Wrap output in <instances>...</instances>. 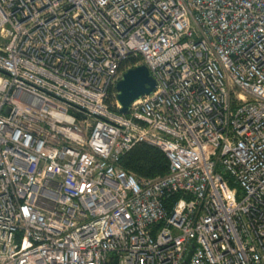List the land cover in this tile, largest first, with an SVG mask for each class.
I'll list each match as a JSON object with an SVG mask.
<instances>
[{"label": "built area", "instance_id": "built-area-1", "mask_svg": "<svg viewBox=\"0 0 264 264\" xmlns=\"http://www.w3.org/2000/svg\"><path fill=\"white\" fill-rule=\"evenodd\" d=\"M112 257L264 264V0H0V264Z\"/></svg>", "mask_w": 264, "mask_h": 264}, {"label": "trees", "instance_id": "trees-1", "mask_svg": "<svg viewBox=\"0 0 264 264\" xmlns=\"http://www.w3.org/2000/svg\"><path fill=\"white\" fill-rule=\"evenodd\" d=\"M140 61V57H134L128 63L134 66ZM120 166L137 176L156 178L168 172L169 161L160 149L139 144L120 159ZM107 264H117V259L112 257Z\"/></svg>", "mask_w": 264, "mask_h": 264}, {"label": "water", "instance_id": "water-1", "mask_svg": "<svg viewBox=\"0 0 264 264\" xmlns=\"http://www.w3.org/2000/svg\"><path fill=\"white\" fill-rule=\"evenodd\" d=\"M119 112L128 114L132 104L143 96L152 94L156 89V82L146 65L128 69L116 86Z\"/></svg>", "mask_w": 264, "mask_h": 264}]
</instances>
